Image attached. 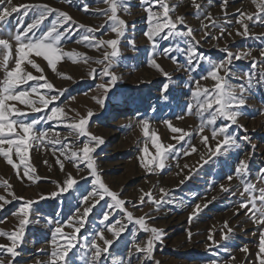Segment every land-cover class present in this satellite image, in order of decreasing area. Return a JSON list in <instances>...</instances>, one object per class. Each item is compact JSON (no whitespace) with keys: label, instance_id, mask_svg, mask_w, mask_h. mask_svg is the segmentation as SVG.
Instances as JSON below:
<instances>
[{"label":"rangeland","instance_id":"obj_1","mask_svg":"<svg viewBox=\"0 0 264 264\" xmlns=\"http://www.w3.org/2000/svg\"><path fill=\"white\" fill-rule=\"evenodd\" d=\"M167 2L174 6L173 12L170 13L173 19L184 18L185 23L178 25V29L186 31L190 27L193 30L192 36L200 42L198 52L203 57L218 62L226 58L227 53L223 51L224 49L233 53L251 51V56L246 59H233L230 65L232 74L228 77L232 84H240L244 81L236 77L244 73H255L252 89L246 93V103L240 109L237 124L231 125L228 129L240 143L238 149L229 151L226 155L213 157L207 164L201 161V155L205 159L209 155L202 137H209L210 147H214L217 141L211 137V126L200 132L201 120L195 115L196 108L193 107L189 114L188 106L194 103L192 92L196 89V81H199L201 87L209 90L214 87L215 81L210 77L202 79L209 69L207 60L198 62V69L191 71L186 57L180 53H173L177 58L176 62L168 56H156L155 60L160 68L153 66L150 42L144 35L148 25L142 0H127L128 10L121 9L118 12L119 17L126 22L127 30L125 36L120 39V56L110 69L117 79L108 91L103 105L96 99L103 97V90L98 86L107 84L110 78L100 74L104 65L96 61L102 60L103 52L111 49L102 47L97 50L89 47L86 41H82V37L89 34L98 39L116 38V34L109 30L111 22L96 11L106 9L108 5L98 0H71V3L66 0H11L12 6L47 4L53 9L68 13L73 18V22L60 28L62 32L65 28L71 29L70 35L62 39L61 46L63 51L72 54L73 58L63 57L53 71L43 57L35 56L34 53L29 56V59L34 60L43 70L47 81L53 84L54 88L49 95H57V90H63V95L42 112H33L18 102L14 103L28 111L25 117L28 121L44 116L55 106L64 107L67 115L75 119H79L77 113L86 116L89 111L93 112L89 119L88 131L104 141L92 153L98 174L105 185L125 201V209L132 212L134 218L145 217L149 227L162 230L161 240L155 242L150 260L138 258L134 245L140 243L143 247L151 233L144 232L133 223L128 225L119 239L115 240L109 252L100 257L99 264L114 262L120 264L121 258H125L123 264H129V257L130 264H258L259 236L260 232L264 231V225L254 223L249 218L251 213L245 215L247 209L238 208L240 201L248 198V193L241 196L244 185L241 184V177L235 175V168L239 159H247L248 181L255 184L257 189L264 187V179L257 178L258 175H264L260 173V170L264 169V77L260 76V72L264 69L259 63L255 69L252 68L253 58L256 61L262 59L260 53L264 49V24L259 22L254 24L245 18L250 35L248 37L237 35L238 30L242 31L241 25L236 23L239 12L254 14L258 11L252 0H228L226 5L223 4V0H196L201 4L199 14L193 6V0ZM85 4L88 5V11L82 10ZM34 11L35 9L29 11L27 15H22L21 8L18 12L12 13L5 28L15 32L19 22L26 27L32 22ZM206 16L215 21V27L210 20L205 19ZM261 16L264 18V13H261ZM55 18L56 13L49 15L41 25V30H46ZM205 24L208 25L206 29L203 27ZM81 25L84 27H80ZM89 28L98 30L87 33ZM0 38H9L7 32L5 31ZM131 41H134V47L130 46ZM10 42L12 57L8 64L9 70L14 67L16 58V43ZM177 42L179 38L175 41L161 40L160 49ZM184 46L181 43V47ZM84 57L90 58L87 63L84 62ZM2 59L0 55V80L5 75ZM22 67L25 72H31L35 76L41 75L39 70L27 62ZM92 69L96 72L90 75ZM164 72L168 73L167 77ZM223 74L221 71L220 75ZM35 83L29 81L21 87L28 88ZM165 84L168 85L166 92L163 88ZM47 91L41 89L42 93ZM32 98L37 99L35 95ZM142 120L149 121L148 137L143 133ZM167 122L190 135L186 136L184 141L177 142L174 136H179L180 133H173ZM229 123L221 118L216 121L215 127ZM36 128L53 129L59 132L62 140L68 136V129L55 122H42ZM153 134L159 138L162 147L174 145L172 150L174 155L169 156L163 170L151 171L142 163V160L146 162L148 158L156 155L157 150L152 144ZM245 137L247 139H244ZM85 139L81 137L77 140L74 136H68L64 142H70L71 151L82 147ZM145 146L149 149L147 154L143 152ZM193 146L197 149L196 152L190 150ZM56 147L59 148L61 145ZM58 157L64 164L63 170L57 163ZM13 160L19 164L15 154ZM27 162L35 170L33 179L23 176V165H20L18 176L17 169L0 156V182L7 181L10 185L7 189L0 187V196L4 197V200H0V205H4L0 208V231L16 230L19 217L15 213H18L27 201H33L30 222L25 227L22 243L17 249L20 255L13 264H48L51 259L49 254L54 247L51 240L56 222L60 223L65 235L72 233L74 227L79 226L76 217L88 206L80 204V197L92 190V178L88 175L89 170L85 163H80L77 169L75 163L67 159V154L62 156L58 151L54 154L53 146L47 143L44 146L33 145ZM68 174L77 179L78 184L67 193H59L58 185L63 186ZM229 175L232 176L231 180L227 178ZM189 176L190 178L186 179ZM81 177L88 179L82 180ZM221 185L227 187L229 191H223ZM160 189L168 193L167 199L171 202L164 203L157 209L145 194L151 193L153 198L159 199L163 195ZM74 191L75 195L72 194ZM52 192L59 194L53 197ZM13 196L17 199H13ZM141 196L145 197L143 204L140 203ZM109 204H112L111 199L105 197L104 201L93 208L85 227L77 234L78 238L84 236L91 238L98 229L103 228L105 238L114 239L112 233L106 230V225L116 220H120L122 224L128 222L126 212L111 209L110 220L102 224L100 213L107 210ZM197 204L201 205V210L197 217L190 220L189 217ZM205 204L207 207H203ZM257 204L259 205V201ZM78 206L79 213L76 212ZM69 220L72 221L71 226ZM225 222L233 230L231 238L227 241L222 239V231L226 232ZM210 234L217 244L208 239ZM97 243L104 246L103 241L99 239ZM62 244L64 239L57 235V245ZM0 245L10 246L11 241L5 236H0ZM244 247H247V253L242 251ZM85 251L82 243H78L77 247L69 252V264H82L79 257Z\"/></svg>","mask_w":264,"mask_h":264},{"label":"snow or ice","instance_id":"obj_2","mask_svg":"<svg viewBox=\"0 0 264 264\" xmlns=\"http://www.w3.org/2000/svg\"><path fill=\"white\" fill-rule=\"evenodd\" d=\"M66 2L71 3V0H66ZM100 3L107 4L106 9H97L98 14H103L110 21L109 30L116 34L115 39H102L96 38L95 36H90L85 34L82 37V41L87 42V46L96 48H110L111 51L105 50L103 52V59L96 61L98 64H103L104 67L101 71L102 76H107L110 78L107 84H100L98 87L103 90V97L96 98L97 102L101 105L104 104L105 98L107 97L108 91L116 82V75L110 71L112 65L117 61L120 56L119 44L120 39L125 36L127 30L126 22L121 19L118 12L122 9L124 11L128 10L127 0H98ZM228 0H223V4H227ZM256 5L258 11L254 14H247L244 12H239V17L236 23L241 25L242 31L238 30L237 35L248 37L250 35L249 25L245 23V18L248 21H252L254 24L259 22L264 24V18H262L261 13H264V0H252ZM142 4L145 6V12L147 13L146 23L148 25L144 35L150 42V52L153 56L151 63L153 66L160 68V65L156 63L155 57L159 55H164L170 57L173 62L177 61L176 56L173 53H180L186 57V62L191 71H196L199 67V63L202 60H207L209 69L207 75L203 76L202 79H208L209 77L215 81L214 87L209 90L208 88L201 87L199 81H196V89L192 92V97L194 103L188 106V113L191 114L193 107L196 108L195 115L201 120L200 132L204 131L205 127L211 126V137L216 140L217 143L214 147L209 146V137L203 136L202 142L206 148H208V158L205 159L201 155L200 159L204 164H207L209 160L213 157H218L226 155L229 151L238 149L240 143L237 141L235 136L228 131L231 125L237 124V117L240 115V109L246 103V93L250 92L254 83L255 73H244L239 77V80H243V83L232 84L229 80V76L232 74L230 65L233 59L241 60L246 59L251 56V51L237 52L233 53L224 49L227 53L226 58L214 62L210 58H205L198 52L199 41L195 40L192 36V29L189 27L186 31H181L178 29V25L184 24L183 17H173L170 13L173 12L174 6H170L167 0H142ZM193 6L197 10V14L200 13L201 4L193 0ZM23 9L22 15H27L29 11L35 9L33 13L32 22L26 27L23 26L22 22L18 23V26L13 32L10 28L6 29L8 17L12 13L18 12ZM158 9V10H154ZM84 11H88V5L83 6ZM56 13V18L51 22V24L46 28V30H41V25L47 19L49 15ZM227 16V13L225 14ZM205 19L210 20L212 26L215 27L216 23L210 16H206ZM73 22V18L66 12H62L59 9H53L47 4H35V5H17L12 6L11 0H0V37L7 32L9 38H0V55H2V67L5 70V75L2 80H0V156H2L9 165L14 169H17V175H20L19 168L20 165L24 166L23 176L29 179L34 178L35 170L31 168V165L27 162L29 157L30 148L33 145L44 146L46 143L53 146V153L57 151L60 152L62 156L67 154V159L73 161L79 169L80 163H85L86 168L89 170L88 175L92 178L91 183L93 188L90 192L82 194L80 197V204H87L88 206L83 208V212L79 213V206L76 212L79 216L76 217L79 226L74 227V231L67 235L64 234L63 228L59 222H56L54 228L51 243L54 246L53 251L49 254L51 259L48 264H69V252L77 247L78 243H82V247L86 249L83 255L79 257L82 264H99L100 257L103 254H107L109 249L115 240L119 239L124 233L128 225L135 224L139 226L144 232H150L151 236L144 242L142 247L140 243H135V252L138 254V258L150 260L151 254L156 241H160L162 237V230L154 227H149L145 222V217L134 218L132 212H128L125 209V201L118 197V194L111 191L103 182L101 176L98 174L95 161L92 153L95 152L96 147L103 144V139L92 135L88 131L89 119L93 116V112L89 111L86 116H80L77 113L79 119L69 117L65 112L64 107L55 106L50 109V112L46 113L44 116L28 121L25 119L28 115V111L17 106H26L33 112H42L48 109L49 105L59 99L63 95V90H57V95H49L53 90L54 86L51 82L47 81L46 77L43 75V70L40 69L39 65L35 63L34 60L29 59L30 54L34 53L35 56L43 57L48 65L53 71L57 68V62L63 57L68 56V58H73L72 54L65 53L61 46L62 39H65L71 33V29L65 28L64 31H60L65 24ZM229 21H226V23ZM80 27H84L81 25ZM203 27L206 29L208 25L205 24ZM23 28V31H21ZM98 29L87 30V33H93ZM39 32V35H37ZM31 33V35H29ZM223 34V29L221 30ZM231 35V33H229ZM179 42L160 49V41L164 40H177ZM216 37H213L215 39ZM259 38V37H256ZM10 41H15L16 43V58L14 62V67L10 70L8 69L9 60L12 57V43ZM181 43L185 45L181 47ZM130 46L134 47V41L130 42ZM82 55V54H77ZM261 60L256 61L253 58L252 68L255 69L257 63L260 67L264 69V49L261 50ZM90 58L84 57V62L87 63ZM27 62L41 72V75L35 76L31 72H25L22 65ZM107 62V63H105ZM196 62V63H194ZM163 71V69H161ZM223 71V75L220 72ZM96 72L92 69L90 75ZM166 77L167 72L163 73ZM260 76L264 77V70L260 72ZM70 79V77H69ZM29 81H35L34 85H30L28 88H22V85L28 84ZM164 91H167L168 85L163 86ZM41 89L48 90L42 93ZM35 95L37 99H33L32 96ZM40 105V106H37ZM207 113V116L205 114ZM182 119L183 117H178ZM223 119L230 122L229 124L221 125L220 127H215L216 121L218 119ZM42 122H55L56 124L66 127L68 129V136H74L76 139L81 137L86 138L82 147L78 150H71V144L65 143L68 136L64 137L62 140L60 138L59 132L53 129H40L38 130L36 126ZM169 128L173 133H180L179 136H174L177 142L185 140V137L190 135L181 128L173 127L171 122H167ZM141 126L143 128V133L145 137L149 136V121L142 120ZM218 137H223L222 139H217ZM244 139H247L246 137ZM152 144L155 146L157 152L156 155L148 158L146 162L142 160V163L146 168L151 171L157 169L163 170L166 167V161L169 156H173L174 145H167L162 147L159 142V138L152 135ZM56 145H61L57 148ZM192 152H196L197 149L193 146L190 149ZM70 152V154H68ZM143 152L147 154L149 149L147 146L143 148ZM13 154L18 158L19 164L15 163L13 160ZM188 153L186 152L185 155ZM250 159V158H249ZM47 163V161H45ZM57 163L60 164L61 170L64 169V164L57 158ZM187 167V166H185ZM248 168L249 163L247 159H239L238 164L235 168V175L241 177V184L244 185L243 192L248 193L247 199H242L238 205L239 209H247L245 215H251L249 218L259 225H264V187L259 189L256 188L255 184L248 181ZM261 174H264V169L260 170ZM190 178L186 177V179ZM229 180L232 176L227 177ZM258 179H264V175H258ZM82 180H87L88 177H81ZM183 183V181H181ZM78 184V180L73 178L71 174L67 175L63 186L58 185L59 193H67L70 189H74V186ZM0 187H5L6 189L10 187L7 181L0 182ZM222 190L228 192L229 189L221 185ZM163 194L159 199H155L151 196V193H146L150 202L154 203L159 209V207L164 203L171 202L168 197V193L164 189H160ZM258 192V195L256 193ZM58 192H52L53 197L59 194ZM75 195V191L72 193ZM105 197H109L112 204L107 205V210L100 213L102 217L101 223L110 220L112 215L111 209H120L126 212L127 224H122L120 220H116L114 223L106 225V230L111 232L114 239H106L104 236L103 228L98 229L92 236H84L78 238L81 229L85 227V223L90 213H92L93 208L99 204L101 201L105 200ZM13 199H17L13 196ZM43 199V197H41ZM90 199L92 202H90ZM215 199V197H213ZM0 200H4L3 196H0ZM259 201V205L257 204ZM11 201H5V203H10ZM145 202V197H140V203ZM33 201H27L26 204L15 213L19 217L18 228L12 232L0 231V236H5L11 245H0V264H13V261L20 252L17 249L22 243V238L25 234V227L30 222L31 205ZM251 205V207H249ZM4 205H0L3 208ZM203 207H207L205 204ZM201 210V205L197 204L191 213L189 219L197 217L199 211ZM69 225H72V221H68ZM119 225V227H117ZM224 229L226 232L222 231V239L229 240L230 234L232 233V228L228 226L225 222ZM57 235L64 239V244L57 245ZM191 236V233H189ZM103 241V247L97 243V240ZM208 239L217 244L213 236L210 234ZM131 243V242H130ZM211 247V245H210ZM259 251L257 253L258 264H264V231L260 232L259 236ZM245 253L248 252L247 247L242 248ZM142 254V255H140ZM5 256L7 258H5ZM121 258L120 264H123ZM234 259V258H233ZM115 264V262H114ZM130 264V257H129Z\"/></svg>","mask_w":264,"mask_h":264}]
</instances>
